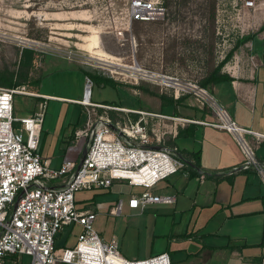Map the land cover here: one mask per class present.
I'll return each mask as SVG.
<instances>
[{
	"label": "rangeland",
	"instance_id": "rangeland-1",
	"mask_svg": "<svg viewBox=\"0 0 264 264\" xmlns=\"http://www.w3.org/2000/svg\"><path fill=\"white\" fill-rule=\"evenodd\" d=\"M163 1L168 6L165 20L143 21L130 20L129 0H0V70H17L23 47H35L39 54L30 79L40 80L37 87H28L30 91L82 98L86 68L125 83L111 85L92 74V101L174 113L173 102L164 103L158 95L169 92L147 79L137 80L130 66L199 82L202 69L215 66L246 37L242 33L252 28L244 29L246 19L252 21L254 11L264 10V0H255L252 8L245 7L243 0ZM104 51L113 57L104 56ZM38 95L16 94L14 116L44 112L39 152L56 162L78 143L76 132L91 127L100 115L99 108ZM195 106L186 108L189 115L197 114ZM146 120L151 135L164 134L168 139L163 133L167 126L158 119ZM197 127L188 138L176 139L181 148L185 142L199 147L202 126ZM187 175L186 168L180 169L151 188L115 180L111 187L81 189L75 194L76 205L79 210L98 213L93 228L106 241L115 237L123 256L144 259L169 250L175 262L199 246L188 240L191 232L185 231L202 208V182L189 183ZM145 190L177 195L178 203L149 204L141 214L125 205L122 214L110 213L118 199L127 201ZM82 229L81 225L64 227L56 236V245L74 246ZM21 262L31 264V256L23 255Z\"/></svg>",
	"mask_w": 264,
	"mask_h": 264
},
{
	"label": "built area",
	"instance_id": "built-area-1",
	"mask_svg": "<svg viewBox=\"0 0 264 264\" xmlns=\"http://www.w3.org/2000/svg\"><path fill=\"white\" fill-rule=\"evenodd\" d=\"M243 2L246 7L255 6V0ZM167 14L163 0H129L130 20L162 21ZM130 68L137 80L143 78L159 84L174 98L191 95L201 107L210 108L216 114V121L206 123L232 133L244 154L242 165L235 169H253L264 182V162L257 158L243 130L209 89L196 80L139 66ZM92 85L93 79L86 75L83 97L73 102L136 112L141 116L135 123L122 124L98 115L90 128L78 130L81 144L86 141L80 167L70 154L59 167H51L49 160L39 152L43 111L21 118L14 116L16 94L39 95L26 87L0 86V264L12 254L31 256V264H172L166 251L144 259L123 256L115 237L106 241L93 228L97 213L77 208L75 194L81 189L111 187L115 180L151 188L189 167L187 157L176 145L166 143L164 134L151 135L146 118L184 123L194 120L93 102ZM259 138L264 140V135ZM64 177L65 180L54 185V180ZM176 200L175 195L145 190L139 196H131L127 202L119 199L110 213L122 214L126 204L130 209L144 211L149 204H171ZM70 225L83 228L77 243L72 247H58V232Z\"/></svg>",
	"mask_w": 264,
	"mask_h": 264
},
{
	"label": "crops",
	"instance_id": "crops-1",
	"mask_svg": "<svg viewBox=\"0 0 264 264\" xmlns=\"http://www.w3.org/2000/svg\"><path fill=\"white\" fill-rule=\"evenodd\" d=\"M263 23L264 10L254 11L252 21L246 19L244 29L252 25L250 26L252 34L250 31L242 33V37L246 36L242 39L244 42L222 68V73L229 74L233 79L210 84L209 90L243 130V136L257 158L264 162V140L259 138L264 135V32L260 31ZM90 44L92 45L89 46L90 49H93V44ZM103 55L113 57L105 51ZM219 63L210 69H202L201 78L208 76ZM85 70L88 75L89 70L86 68ZM119 82L125 84L122 81ZM35 93L45 96L44 98L66 99L69 102L76 100V98H64L51 93L37 91ZM172 102L174 113H155L185 117L194 121L184 123L180 120L165 118L150 117V119L152 121L158 119L156 121L167 126V130L163 133L170 136L185 156L187 151L200 152L198 174L192 176L187 168L186 173L189 183L194 182L196 185L195 183L202 182V208L194 224L192 225L191 220L185 231V233L191 232L188 240L196 242L199 245L198 249H194L190 255L177 259L175 262H173L171 252L164 251L169 252L172 264H198V262L201 264H262L264 258V184L260 174L253 169H235L242 165L244 154L232 133L206 123L216 121V114L210 108L196 105L189 95L174 98ZM191 106H198L200 114L197 112L194 116L189 115L186 108ZM200 125L202 126V141L198 143L199 147L197 143L185 142L181 148L176 139L188 138L191 136L188 133ZM180 131L183 133L181 136L178 135ZM75 136L77 138V132ZM77 140L76 145L69 144L72 146L68 149V153L66 155L64 153L56 162L50 157L45 158L49 160L51 167H59L68 154L79 164L83 153L81 142L78 138ZM191 162L195 164L194 160ZM200 172H202V177ZM218 176H224V179L219 180ZM63 180L65 177L56 179L53 183L58 185ZM175 196L176 204L178 196ZM195 205H198L196 201ZM129 210L136 214L145 211L130 208Z\"/></svg>",
	"mask_w": 264,
	"mask_h": 264
},
{
	"label": "trees",
	"instance_id": "trees-1",
	"mask_svg": "<svg viewBox=\"0 0 264 264\" xmlns=\"http://www.w3.org/2000/svg\"><path fill=\"white\" fill-rule=\"evenodd\" d=\"M166 5L167 9L168 6L166 2H164ZM260 31L264 32V23L260 29ZM249 39V38H247ZM244 41L237 42V44L227 53L226 57L215 67V69L208 75L200 78L199 84L203 87H206L209 89L210 84L222 82V81H227V80H232L233 78L226 73H222V68L225 65V63L234 55L235 51L238 49V47L243 43ZM21 57L18 63V69L17 70H12L9 68H6L4 70H0V86L3 87H37L39 84V77L31 80V72L35 64V59L36 56L39 54L38 50L35 47H23L21 51ZM95 75L100 82H107L111 85H117L120 82L114 78L104 76L102 74L94 73V72H88V75ZM92 78V77H91ZM158 95L162 98V100L165 102H172L174 101V98L167 93H158ZM95 102V101H93ZM96 103H102V104H107V105H112V106H119L121 105L118 104H112V103H106V102H96ZM114 109H104V108H99V114L100 115H105L108 118L112 119L116 123H124L126 120L128 123H135L139 118L140 114L136 112H127V111H118ZM122 113L125 116L120 115ZM150 118V117H149ZM194 133V129L188 133V135H192ZM179 136L183 135L182 131L178 133ZM167 136V135H166ZM168 139H166V143L175 145V143L172 141L170 136H167ZM186 156H188L189 160H194L195 161V167H187V170L192 176H196L198 174V170L200 169V152H186ZM219 180L224 179V176H218L217 177ZM22 255H17V254H12L6 257L5 263L4 264H22L21 262Z\"/></svg>",
	"mask_w": 264,
	"mask_h": 264
},
{
	"label": "water",
	"instance_id": "water-1",
	"mask_svg": "<svg viewBox=\"0 0 264 264\" xmlns=\"http://www.w3.org/2000/svg\"><path fill=\"white\" fill-rule=\"evenodd\" d=\"M82 158V157H81ZM80 158V160H79V164H78V167H80V165H81V163H82V159ZM185 160H186V162H187V164H188V166L189 167H195V165L193 164V162H191L188 158H185Z\"/></svg>",
	"mask_w": 264,
	"mask_h": 264
},
{
	"label": "flooded vegetation",
	"instance_id": "flooded-vegetation-1",
	"mask_svg": "<svg viewBox=\"0 0 264 264\" xmlns=\"http://www.w3.org/2000/svg\"><path fill=\"white\" fill-rule=\"evenodd\" d=\"M85 147H86V141L83 144H81V152L82 153L84 152Z\"/></svg>",
	"mask_w": 264,
	"mask_h": 264
},
{
	"label": "bare ground",
	"instance_id": "bare-ground-1",
	"mask_svg": "<svg viewBox=\"0 0 264 264\" xmlns=\"http://www.w3.org/2000/svg\"><path fill=\"white\" fill-rule=\"evenodd\" d=\"M133 67H134V68H137V65H134ZM88 99H89V95L87 94V96H86V101H88Z\"/></svg>",
	"mask_w": 264,
	"mask_h": 264
}]
</instances>
